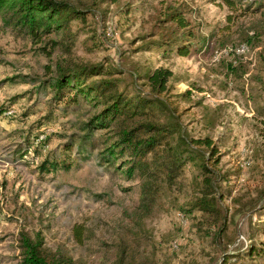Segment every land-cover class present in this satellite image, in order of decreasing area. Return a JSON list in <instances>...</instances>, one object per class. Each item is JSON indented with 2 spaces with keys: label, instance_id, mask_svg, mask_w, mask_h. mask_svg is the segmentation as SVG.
Masks as SVG:
<instances>
[{
  "label": "rangeland",
  "instance_id": "rangeland-1",
  "mask_svg": "<svg viewBox=\"0 0 264 264\" xmlns=\"http://www.w3.org/2000/svg\"><path fill=\"white\" fill-rule=\"evenodd\" d=\"M58 1L91 12L71 24L69 40L54 34L57 46L0 18V264H23V232L73 264H264V0ZM168 7L188 22L178 36L175 24L160 22ZM164 29L187 56L143 47L141 38L160 39ZM84 64L172 72L187 133L218 149L220 213L191 210L201 182L191 164L147 207L141 178L127 177L121 161L107 169L98 151L67 150L90 106L63 112L32 81ZM51 163L53 171L42 169Z\"/></svg>",
  "mask_w": 264,
  "mask_h": 264
},
{
  "label": "trees",
  "instance_id": "trees-1",
  "mask_svg": "<svg viewBox=\"0 0 264 264\" xmlns=\"http://www.w3.org/2000/svg\"><path fill=\"white\" fill-rule=\"evenodd\" d=\"M233 6L235 0H225ZM263 5V4H262ZM261 5V6H262ZM91 10H80L66 1L58 0H0V18H3L20 33L30 36L37 43L50 41L55 34L71 35V24L77 19L87 21ZM178 8L168 7L164 19L178 27L164 29L161 38L157 34L141 38L145 49L152 47L176 48L181 56L189 54L181 45L178 30H185L188 22ZM165 28V27H163ZM148 40V41H147ZM144 49V48H143ZM126 76H119V74ZM48 80L34 79L37 94L49 96L51 106L62 107L63 112H80L90 106V114L81 122L79 133L69 137L67 150L77 148L79 154L96 158L100 166L119 170L122 162L127 177L141 178V195L144 206L155 203L164 185H175L184 168L191 164L200 175V192L191 210L206 215L218 214L224 209L222 196L218 195L219 183L225 179L220 169L218 149L210 138L195 139L186 131L183 116L188 112L181 108L177 94H172L169 82L170 70L159 68L144 76L136 71L125 72L114 65L57 66ZM141 80H145L142 84ZM130 82V86L126 83ZM147 86L148 88H144ZM49 93V94H48ZM62 105V106H61ZM47 165V164H46ZM43 164L42 169L53 171L57 164ZM21 250L23 264H73L62 251H50L40 239L32 240L22 233ZM252 247L246 255L253 258ZM240 257V256H238ZM230 257L221 264H230ZM115 264H125L120 258Z\"/></svg>",
  "mask_w": 264,
  "mask_h": 264
}]
</instances>
